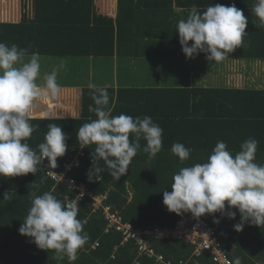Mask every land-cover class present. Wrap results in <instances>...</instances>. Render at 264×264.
<instances>
[{
    "label": "trees",
    "instance_id": "obj_1",
    "mask_svg": "<svg viewBox=\"0 0 264 264\" xmlns=\"http://www.w3.org/2000/svg\"><path fill=\"white\" fill-rule=\"evenodd\" d=\"M0 1H4L9 13L11 3L14 6L20 2ZM255 2L118 0L116 15L115 0H109L108 8L102 0H97L98 9L92 0H24V7L19 11L24 16L22 21L12 22V16L2 18L0 14V42L26 48L29 55L38 52L47 57L187 59L176 32L177 22L187 17L193 5L202 12L214 3L226 6L234 3L243 10L249 23L244 43L225 60H264V29L256 26L258 18L252 13ZM26 6L29 10H25ZM30 9L32 19L28 18ZM189 60L208 63L204 53ZM105 88L111 109L113 101L122 103L112 110L113 116L121 113L133 118L150 116L163 129L162 150L154 159H149L142 151L146 142L141 139V150L119 181L107 169L97 174V180L90 181L92 167H105L102 160L93 165L91 152L95 145L81 148L76 137L80 126L96 119L95 113L89 111V105L95 106L89 95L90 89L61 88L56 98L36 99L29 115L30 122L39 127L26 142L38 150L48 131L47 124L60 125L69 138L66 140L67 151L57 158L54 170L63 174L65 165L73 164L63 175L73 179L75 185L71 187L49 177L46 173L51 168L46 160L38 166L35 175L0 177V264H70L66 257L57 262L52 250L39 249L31 238L18 231L32 200L44 192H52L59 199L68 197L79 201L77 218L85 222L84 232L89 238L79 249L78 259L71 264H215L209 252L197 256L195 246L185 239L161 241L146 237L156 255L150 257L141 253L134 239L124 242L122 233L110 228L107 209L110 213L118 211L127 223L139 229L174 228L182 215L169 214L165 210L163 191H171L172 177L180 168L205 162L218 141H224L234 156L248 138L259 142L255 162L264 164V88L224 86L174 90L139 87L124 91ZM188 91L189 95L184 97ZM176 107L179 108L177 111ZM175 142L191 149L189 159L183 163L171 152ZM33 182L39 187H34ZM5 191L14 193L11 202L2 201ZM83 192L86 193L84 196ZM100 197L102 203L97 205ZM220 214H206L203 219L208 225L215 226L214 221ZM239 221L237 211L235 219H224L218 229V238L228 250L232 264L236 258L241 264H264V225L246 223L243 230L237 232L234 225ZM157 255L163 256V263Z\"/></svg>",
    "mask_w": 264,
    "mask_h": 264
},
{
    "label": "clouds",
    "instance_id": "obj_2",
    "mask_svg": "<svg viewBox=\"0 0 264 264\" xmlns=\"http://www.w3.org/2000/svg\"><path fill=\"white\" fill-rule=\"evenodd\" d=\"M252 13L258 18L256 26L264 29V0H256ZM248 23V17L234 3L230 6L214 3L202 12L193 5L187 17L177 22L176 32L187 59L204 53L208 61L220 62L244 43ZM40 61L38 52L29 55L26 48L0 42V177L3 178L35 175L45 158L54 169L57 158L67 151L69 135L55 123L47 124L48 131L38 150L26 142L39 127L30 122L34 101L56 98L61 92L57 82L59 69L53 68L41 76ZM87 87L95 105H89V111L95 113L96 119L80 126L76 137L81 148L95 145L91 152L93 165L102 160L105 166L92 167L89 180H97V174L107 169L119 181L141 150V139L146 142L142 151L148 158L157 156L163 146V129L150 116L133 118L123 113L113 116L107 88L98 87L91 80ZM258 144L255 138H248L233 156L226 143L218 141L205 162L180 168L172 177L171 191H163L167 210L177 215L191 213L194 218L221 213L229 219H235L238 211L240 221L234 225L237 232L246 223L264 225V164L255 162ZM171 152L183 163L189 159L191 149L175 142ZM32 184L39 187L35 182ZM13 196L14 193L5 191L2 201L11 202ZM78 212L79 201L59 199L52 192H44L32 200L18 231L31 238L39 249L52 250L57 262L66 257L71 264L89 238L84 232L85 222L77 218ZM234 264H241L240 259L236 258Z\"/></svg>",
    "mask_w": 264,
    "mask_h": 264
},
{
    "label": "rangeland",
    "instance_id": "obj_3",
    "mask_svg": "<svg viewBox=\"0 0 264 264\" xmlns=\"http://www.w3.org/2000/svg\"><path fill=\"white\" fill-rule=\"evenodd\" d=\"M95 4V0H92ZM107 8L109 0H102ZM34 6V2H31ZM38 5V4H37ZM24 0L17 5L9 7L10 13L5 9L4 1H0V14L2 18L11 17L12 22L24 19L21 11ZM96 8H99L96 6ZM13 13V11H15ZM25 10H29L26 6ZM20 13V14H19ZM71 13V12H70ZM11 14V15H10ZM28 16V15H26ZM29 19H32L30 9ZM41 57V76L59 69L57 82L61 88H88L91 80L95 84L103 83V86L117 87L124 91L129 88H162L178 90L191 87H240V88H264V60H224L220 62L169 58V59H129L123 57L114 58H89V57ZM27 59V57L25 58ZM202 69H199L200 65ZM106 81L108 84H106ZM42 83V80H38ZM189 95V91L185 96ZM165 99V96L162 100ZM112 110L121 104L113 101ZM116 104V105H115ZM128 104V103H123ZM174 106L171 105V108ZM179 108L176 107V111ZM68 167H71L68 165Z\"/></svg>",
    "mask_w": 264,
    "mask_h": 264
},
{
    "label": "built area",
    "instance_id": "obj_4",
    "mask_svg": "<svg viewBox=\"0 0 264 264\" xmlns=\"http://www.w3.org/2000/svg\"><path fill=\"white\" fill-rule=\"evenodd\" d=\"M45 160L48 162L47 158H45ZM76 161L77 160L74 162L75 165L78 164ZM69 166L71 167H68V164L65 165L66 170L63 174L71 170L73 164H69ZM54 169H49L46 174L59 183L69 184L71 187L75 185V181L73 179L65 178L63 174L57 173ZM85 194L86 193L83 192L82 196ZM90 196H92L91 193ZM101 203L102 197L97 198V205ZM165 210L169 214L172 213L169 212L167 208ZM107 219L109 221L110 228L116 229L122 233L124 242L134 239L139 245L140 252L145 255L148 254L150 257H153L156 253L154 249L149 247L146 237H151L155 240L161 241L167 239H185L195 246L197 256H201L204 253L209 252L212 256V261L215 264H232V261L229 258L228 250L218 238V229L223 220L227 219L226 215L220 214L218 218L219 223H216L215 226H210L205 222L203 216L200 218H194L191 213H185L178 219L174 228L155 226L154 228L144 230L136 228L131 223H127L118 211L110 213L109 208L107 209ZM157 258L159 262H164L163 256L157 255Z\"/></svg>",
    "mask_w": 264,
    "mask_h": 264
},
{
    "label": "crops",
    "instance_id": "obj_5",
    "mask_svg": "<svg viewBox=\"0 0 264 264\" xmlns=\"http://www.w3.org/2000/svg\"><path fill=\"white\" fill-rule=\"evenodd\" d=\"M95 2H97V0H95ZM117 4H118V0H115V8H116V12H115V14H116V15H117ZM95 5L97 6V4H95ZM106 6H107V8H108V3H107ZM177 10L179 11V9H177ZM106 84H108L107 81H106ZM96 85L99 87V84H96ZM102 86H103V84H102ZM102 86H101V87H102ZM103 87H109V86L106 85V86H103ZM115 88H116L115 90H117V87H115Z\"/></svg>",
    "mask_w": 264,
    "mask_h": 264
}]
</instances>
